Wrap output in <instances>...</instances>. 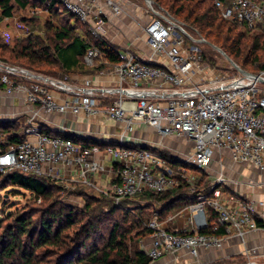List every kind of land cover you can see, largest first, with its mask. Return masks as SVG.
I'll return each mask as SVG.
<instances>
[{
    "label": "built area",
    "instance_id": "1",
    "mask_svg": "<svg viewBox=\"0 0 264 264\" xmlns=\"http://www.w3.org/2000/svg\"><path fill=\"white\" fill-rule=\"evenodd\" d=\"M63 7L89 27L91 35L103 38L107 22L106 10L120 17L128 13L133 0H59ZM140 5L144 14L143 29L152 58L143 61L131 51H120V62L111 72L119 78V86L97 88L92 81L74 84L68 76L52 78L0 61V91L21 95L26 103L39 106L49 114H85L102 116L124 124L132 133L138 125L155 129L163 138L185 139L192 154L183 162L207 170L216 152L228 153L233 163L251 165L264 171V72L233 77L217 76L202 82L209 65L204 61L200 43L186 26L178 22L153 0ZM221 16L245 25L252 32L264 31V0H212ZM134 4V3H133ZM139 7V6H138ZM106 56L96 47L86 50L83 62L88 68L102 65ZM156 59L169 65L158 64ZM58 94L61 100L56 99ZM22 142L1 147L0 175L14 171L58 178V167L65 165L79 171L81 183L96 188L93 178L105 171L97 156L106 154L118 167L116 181L109 192L115 204L145 192L163 195L179 185L180 176L189 181L188 172L175 170L152 151L128 146L78 144L74 140L42 133L38 127L25 131ZM224 175L211 182L209 196L197 194L198 203L189 206L193 212V230L174 232L161 228L155 219L153 242L144 249L155 264L167 255L182 251L198 258L202 249L220 248L223 238L201 234L208 228L207 210L216 214L217 224L227 235L244 237L250 231L263 230L259 225L258 204L242 203L233 210L223 205ZM260 205H263L261 203ZM252 254L246 264H259Z\"/></svg>",
    "mask_w": 264,
    "mask_h": 264
},
{
    "label": "trees",
    "instance_id": "2",
    "mask_svg": "<svg viewBox=\"0 0 264 264\" xmlns=\"http://www.w3.org/2000/svg\"><path fill=\"white\" fill-rule=\"evenodd\" d=\"M153 1L178 22L225 52L241 69L252 74L260 73L247 70L251 64L248 53L264 54V31L252 35L245 25L225 20L212 0ZM35 4L52 14L69 16L78 26H60L52 37L32 35L26 39L12 37L9 42L0 40L2 63L57 78L54 76L57 72L66 74L67 71L66 63L61 59L62 51L75 47L76 55L83 59L91 46L98 47L113 65L120 62L119 50L103 38L93 37L89 27L69 13L59 0H0V25L6 19L14 20L17 12ZM260 68L264 71V64ZM18 131L16 124L0 122L3 149L24 140L17 135ZM42 133L51 135L47 130ZM75 142L101 149L118 146L93 140ZM139 148L152 151L175 170L183 167L181 161L165 151ZM177 178L179 185L163 195L145 192L119 204L105 196L79 191L72 195L82 197L84 204L76 207L64 201V190L51 178L21 171L1 174L0 191L9 187L20 188L30 192L32 199L29 206L17 207L16 211L0 219V264H150L142 249V241L154 234L149 227L154 214L163 221L197 201V197L187 191V181L180 176ZM204 190L210 194L211 185L208 183ZM39 200L42 202L37 204ZM207 217L208 228L201 234L227 236L224 228L215 229L213 220H216V214L212 209L207 210ZM216 264H246V260L235 258Z\"/></svg>",
    "mask_w": 264,
    "mask_h": 264
},
{
    "label": "crops",
    "instance_id": "3",
    "mask_svg": "<svg viewBox=\"0 0 264 264\" xmlns=\"http://www.w3.org/2000/svg\"><path fill=\"white\" fill-rule=\"evenodd\" d=\"M132 2L134 4L128 7V13L120 17L106 10L107 22L103 39L120 51L134 52L141 60L149 61L152 58V51L147 44V36L143 29L145 20L140 8L142 4L138 0ZM76 51L75 47H71L61 53V59L67 67L65 75L72 83L79 85L92 81L93 86L97 88L120 85L117 75L111 72L113 64L107 58L99 67L88 68L83 64V59L76 55ZM156 61L158 64L169 65L166 60L156 59ZM55 97L61 100L58 94H55ZM0 122L16 124L19 127L17 135L21 138H26L25 131L28 128L38 127L49 131L51 135L72 138L78 142L93 140L108 145H129L171 152L174 154L173 158L181 162L185 161L193 151L191 143L187 140L163 138L155 129L146 125H138L132 133H128L124 124L109 121L102 116L88 117L83 113L49 114L39 106L26 103L23 96L9 95L6 92H0ZM97 159L102 161L105 171L93 178L96 188L83 185L77 168L65 165L58 167V178L52 180L60 186L71 188L72 193L84 191L105 196L102 193L111 191L116 181L118 167L104 153L99 154ZM207 171L212 177L211 182L221 174L226 178L227 183L222 186L221 198L224 206L238 210L241 209L242 203L247 201L263 203V205L258 204V216L264 215V171L255 166L233 163L227 152H216ZM69 199L73 201V206L80 207L84 204L80 196L72 195ZM258 218L259 225L264 226V219ZM157 220L161 228L174 232L192 231L194 227L193 212L188 207L167 216L163 221H159L158 217ZM213 225L215 229L219 228L217 219L213 220ZM152 242V236L143 240V251L149 249ZM252 254H255L253 258L259 264H264L263 230L250 231L243 238L227 235L223 238L220 248L202 249L198 258L187 251H182L176 255H167L155 264H214L230 258H243L247 263Z\"/></svg>",
    "mask_w": 264,
    "mask_h": 264
},
{
    "label": "rangeland",
    "instance_id": "4",
    "mask_svg": "<svg viewBox=\"0 0 264 264\" xmlns=\"http://www.w3.org/2000/svg\"><path fill=\"white\" fill-rule=\"evenodd\" d=\"M138 2L141 3L142 5L144 4L143 1H138ZM63 25H73L75 28L78 26L74 22H71V18L69 16L52 14L48 9L44 8L43 6L40 7V6H36L35 4L30 6L24 11L17 12L14 20L7 19L0 25V40L2 42H9L12 37L13 38L19 37L21 39H26L31 37L32 35L33 36L38 35L42 38L52 37L54 35L55 29ZM188 31L194 38L204 39V37L200 35L198 32H195L192 29H188ZM259 33L260 32H253L252 35H260ZM204 40L205 42H201L199 45L203 53L204 61L209 65V69L205 76V79H201L202 82H208L211 79H215L217 76H222V77L235 76L237 72L229 63V61L226 59V57L222 53L214 49L212 47V44L207 42L206 39ZM248 56L251 64L247 67V70L255 73L264 72L263 70H260L261 69L260 67L264 64V54L262 52H257V53L249 52ZM54 76H56L57 78H63L65 74L60 71L57 72ZM0 92H4V91L1 90ZM80 142L84 143V141H80ZM187 153L189 154V152ZM167 154L171 156L174 155L171 152H167ZM175 157L177 158V155ZM182 166L188 172L187 175L189 181L187 182V184L189 186L187 191L192 196H196V197L198 193H202V195L205 197L209 196L210 194L205 193L204 190V187L208 183L211 185L212 177L210 176L209 172L207 170L200 171L194 169L195 166L185 163L183 161H182ZM204 175H207V177H204ZM59 187L62 190H64L63 192L64 201L69 205H73V201L69 199L73 194L71 188L63 187L60 185ZM31 199H32L31 193L20 188L9 187L3 191H0V219L6 217L7 214L16 211L17 207L18 209H22L26 206H29ZM41 202L42 201L39 200L37 204H40ZM197 203H198V199L195 204ZM152 221H154V217ZM231 259L232 258L226 259V261H231Z\"/></svg>",
    "mask_w": 264,
    "mask_h": 264
},
{
    "label": "water",
    "instance_id": "5",
    "mask_svg": "<svg viewBox=\"0 0 264 264\" xmlns=\"http://www.w3.org/2000/svg\"><path fill=\"white\" fill-rule=\"evenodd\" d=\"M144 1H148V0H144ZM212 47L214 48V49H216L217 51H219L220 53H222L225 57H226V59L229 61V63L232 65V66H234L241 74H243V75H247V74H249L247 71H245V70H243V69H241L238 65H236L235 63H234V61L231 59V58H229L221 49H219L218 47H215V46H213L212 45Z\"/></svg>",
    "mask_w": 264,
    "mask_h": 264
}]
</instances>
